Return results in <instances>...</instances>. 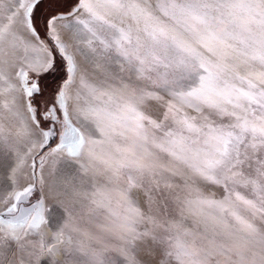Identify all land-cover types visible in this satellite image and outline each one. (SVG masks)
Here are the masks:
<instances>
[{
    "label": "snow or ice",
    "instance_id": "6c2138e0",
    "mask_svg": "<svg viewBox=\"0 0 264 264\" xmlns=\"http://www.w3.org/2000/svg\"><path fill=\"white\" fill-rule=\"evenodd\" d=\"M0 264H264V0H0Z\"/></svg>",
    "mask_w": 264,
    "mask_h": 264
}]
</instances>
